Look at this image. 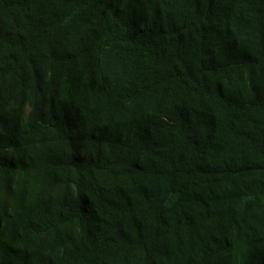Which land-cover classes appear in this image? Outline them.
I'll return each instance as SVG.
<instances>
[{
  "label": "trees",
  "instance_id": "16d2710c",
  "mask_svg": "<svg viewBox=\"0 0 264 264\" xmlns=\"http://www.w3.org/2000/svg\"><path fill=\"white\" fill-rule=\"evenodd\" d=\"M0 264H264V0H0Z\"/></svg>",
  "mask_w": 264,
  "mask_h": 264
}]
</instances>
